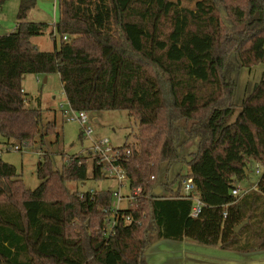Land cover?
I'll list each match as a JSON object with an SVG mask.
<instances>
[{
    "label": "trees",
    "instance_id": "16d2710c",
    "mask_svg": "<svg viewBox=\"0 0 264 264\" xmlns=\"http://www.w3.org/2000/svg\"><path fill=\"white\" fill-rule=\"evenodd\" d=\"M57 2L54 28L62 43L55 51L33 42L48 25L25 21L37 0H20L16 29L0 35V144L31 148L58 133L56 122L42 126V109L28 107L23 91L26 75L57 73L74 111H127L138 122L135 144L118 148L131 150L120 163L129 189L141 192L107 234L114 191L71 192L66 185L89 178L81 155L61 170L45 155L34 190L0 157V264H147L156 238L264 250V77L247 88L229 123L241 70L264 64V0ZM183 137L198 140L188 159ZM184 162L190 170L184 177L196 187L188 195L181 174L168 175ZM251 162L263 167L260 180L233 194L249 179ZM92 176L105 178L103 167ZM159 188L168 195L155 194ZM196 198L202 210L195 217Z\"/></svg>",
    "mask_w": 264,
    "mask_h": 264
},
{
    "label": "rangeland",
    "instance_id": "374dc122",
    "mask_svg": "<svg viewBox=\"0 0 264 264\" xmlns=\"http://www.w3.org/2000/svg\"><path fill=\"white\" fill-rule=\"evenodd\" d=\"M175 1V0H173ZM184 6L193 7V3L183 2ZM20 0H8L0 5V35H4L13 29L19 23ZM219 8L222 11L224 19L230 23V18L227 17L226 8L221 4ZM59 17V5L57 0H37V4L32 8L25 21L34 23L47 24L44 35L34 37V44L41 50L52 52L60 48L62 37L55 31L54 24ZM55 32L56 38L52 35ZM57 44V45H56ZM264 77V64H258L253 68H243L237 77V90L235 96L236 110L230 117L229 123L236 120L242 110V103L247 94V88L254 87ZM24 86L28 89V107L41 108L43 112L42 126L45 127L48 122L57 124V134L47 136L43 141H39L34 147H25L22 151L14 149H6V145L0 144V157L17 167L21 177L30 190H34L41 183L38 177V161H42L45 155L52 159L54 169L61 170L62 167L70 163L73 155H81L88 160L89 178L84 181H67L66 185L71 192H95L102 190L118 191V181L110 177L106 172L105 178L95 179L92 176V157L89 153L93 142L90 138L83 135L82 126L77 121L67 120L63 117L65 114L61 107L68 108L67 98L62 94L63 85L57 73L51 74L49 80L45 82V77L37 74H28L23 80ZM38 99V100H37ZM70 113V112H69ZM66 115V114H65ZM90 125L94 129L93 138L97 141L102 138H108L111 144L119 147L125 143L135 144L136 134L138 131V122L133 119L127 111L110 110L99 112H88ZM68 117V115H66ZM100 118L99 122L94 120V117ZM65 119V120H64ZM2 139L0 135V140ZM185 137L182 138V156L187 159L196 152L195 141L185 142ZM38 152L39 155L36 153ZM90 158V159H89ZM167 164L163 165V170H167ZM249 179L238 183L240 191L244 189H253L263 173V167L258 166L255 162L249 165ZM259 170V171H258ZM189 167L186 162L177 163L171 166L168 171L169 178L172 180L176 174H181L182 184L186 180L184 176L189 173ZM167 173V171H166ZM166 174L162 177L165 181ZM123 194H129L128 187H123ZM157 195H168L163 188L155 191ZM128 202L123 200L121 207L126 208Z\"/></svg>",
    "mask_w": 264,
    "mask_h": 264
},
{
    "label": "built area",
    "instance_id": "2783aa9c",
    "mask_svg": "<svg viewBox=\"0 0 264 264\" xmlns=\"http://www.w3.org/2000/svg\"><path fill=\"white\" fill-rule=\"evenodd\" d=\"M65 39H67V37H65ZM62 94L67 98V95L64 91H62ZM68 106H69V110H67L68 108L67 109L64 108V105L61 104V107L64 110L65 114L68 115L67 120L79 122L80 125L82 126L83 135L90 138L93 142L90 151V153L93 155L91 159L93 171L98 167H103V170L106 172V174L116 179L119 184V190L114 191V201L111 208V212L113 213V218L111 219V223L109 224L107 231V234H110L117 223V218H115V215L121 209L134 208L137 198L139 197L141 192V188H136L134 190L129 189L128 187L129 179L127 172L120 163V160L123 156L130 157L131 150L127 149L124 152H121V150L118 147H114L111 144V141L108 138H102L97 141L93 140L92 135L94 133V129L90 125L91 120L88 117L87 112L74 111L70 107L69 103ZM5 147L7 150L14 149V150L22 151L23 149H25V147L23 146L21 147L20 145H6ZM87 161L88 160L83 158L79 161V164H86ZM154 178L155 176H152V179ZM123 187H128V192H129L128 195L123 194V192L121 191ZM195 188L196 187L194 181L191 177L184 181V192L186 195L195 191ZM91 192L94 193L93 191ZM239 193H240V189L236 187L233 190V194L238 195ZM123 200L128 202V206L126 208L121 207ZM195 202L196 204L193 208L192 216L196 217L201 213L202 203L199 198H196ZM131 220H132L131 218L127 219L128 222H130Z\"/></svg>",
    "mask_w": 264,
    "mask_h": 264
},
{
    "label": "crops",
    "instance_id": "0c3cea01",
    "mask_svg": "<svg viewBox=\"0 0 264 264\" xmlns=\"http://www.w3.org/2000/svg\"><path fill=\"white\" fill-rule=\"evenodd\" d=\"M15 29L8 33L13 32ZM44 77L48 81L50 75ZM24 85L23 82V91L28 93V89ZM63 117L67 119L65 114H63ZM94 120L99 122L100 118L95 116ZM93 140L95 139L93 138ZM193 141L197 144V149L198 140L195 139ZM91 148L92 146L89 149V153ZM36 153L39 155L38 152ZM242 189L245 191L250 190L247 188ZM145 257L147 264H264V250L235 252L223 250L219 246L203 245L188 238L180 241L156 238L147 249Z\"/></svg>",
    "mask_w": 264,
    "mask_h": 264
},
{
    "label": "water",
    "instance_id": "95a60500",
    "mask_svg": "<svg viewBox=\"0 0 264 264\" xmlns=\"http://www.w3.org/2000/svg\"><path fill=\"white\" fill-rule=\"evenodd\" d=\"M47 81V78H45V82ZM249 222V220H245L242 224H240L236 229L235 231L236 232H239L247 223Z\"/></svg>",
    "mask_w": 264,
    "mask_h": 264
}]
</instances>
